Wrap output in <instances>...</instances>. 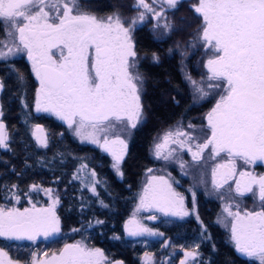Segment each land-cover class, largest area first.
<instances>
[{"label": "snow or ice", "instance_id": "obj_1", "mask_svg": "<svg viewBox=\"0 0 264 264\" xmlns=\"http://www.w3.org/2000/svg\"><path fill=\"white\" fill-rule=\"evenodd\" d=\"M161 2L176 8L179 0ZM138 3L157 19L163 18V27H172L163 11H155L145 0H138ZM46 7L53 8L54 12L46 11ZM195 11L202 17L201 38L214 52L205 65L210 74L208 80L223 83L208 85L221 88L222 94L207 115L211 136L197 145L198 151L193 152L192 157L193 160L200 159V154L209 145L214 155L226 152L228 163L217 166V169H226L223 173L226 182L229 175L235 174L234 158L239 157L247 164L264 162V0H199ZM143 18L141 14L140 19ZM0 24L5 36L12 38L11 46L6 39H0V60H6L14 51H21L22 45L32 61L40 82L36 111L54 114L69 129H74L76 135L100 145L113 156V167L119 172L127 143L119 136L111 140L104 136L101 143L97 133L106 131L113 119H126L132 128H136L142 115L140 84L137 83L141 77L129 71L134 67L130 65L129 57H135L136 53L130 28L124 26L119 14L113 12L107 18H98L84 10L79 0H0ZM54 47L60 52L59 62L50 55ZM0 89H3V83H0ZM198 90L202 95H208L203 88ZM33 135L41 147H48L44 128L36 125ZM172 135L167 133L165 141ZM175 135L185 133L177 131ZM6 139L4 124L0 123V148L6 146ZM160 147L157 145V156L161 155ZM229 165L233 166L230 168ZM91 174L95 176V172ZM216 175L214 170L213 177ZM239 175L237 192L243 195L253 190L252 185L258 186L261 205L258 211L243 213L233 212L231 206L225 208L232 217L230 238L237 253L264 264V176L256 177L248 172ZM245 177L248 179L242 185ZM216 186L222 187V183ZM44 191L51 195V189ZM91 191L95 193V187ZM57 203L59 200L54 199L49 208L33 205L23 211L0 207V237L35 241L38 236L47 239L59 233V219L54 212ZM153 208L164 215H188L183 209V197L174 192L163 177L151 178L140 197L137 211ZM125 227L132 236L162 235L135 219L129 220ZM5 255L0 250V256ZM198 255L199 252H185L186 259H196ZM104 260V253L99 248H88L78 242L66 244L59 256L54 255L44 264H103ZM181 264H186V260Z\"/></svg>", "mask_w": 264, "mask_h": 264}, {"label": "flooded vegetation", "instance_id": "obj_2", "mask_svg": "<svg viewBox=\"0 0 264 264\" xmlns=\"http://www.w3.org/2000/svg\"><path fill=\"white\" fill-rule=\"evenodd\" d=\"M79 2L84 10L90 11L98 18H107L113 12L118 13L124 26L130 28L133 50L136 55L129 57L130 65H134V67H130L129 71L134 76L141 77L142 82L137 81V83L140 84L142 115L136 128H132L126 119L120 122L125 134H130L126 140L128 152H125L122 163H125L127 157L130 156V144L145 145L147 160L143 163L146 166L141 177V184L144 174L148 171H151L152 177L153 174L155 177H163L172 190L183 197V208L186 209L188 215L182 217L164 215L154 208L150 209L152 210L150 214L137 211L142 219L147 220L141 222L139 219H135L140 225L154 232L162 233V235L155 236H147V233L136 236L129 235L125 226L129 220L133 219V216L122 217L119 227L114 226L108 217H90V213H87L88 208L97 205V202H93L94 197L97 190L103 188L98 187L97 171L83 165L76 171L78 174L76 181L79 186L75 189L77 193L74 204L80 209L79 215L76 222L70 225V220L66 221V218L62 216L66 205L62 190L60 192L54 186L41 187L32 181L23 187L12 181L16 175L20 174H13L15 165L12 164V161H8L7 155L3 154L11 148L8 141L9 132L6 131V146L0 148V207L17 208L21 211L24 208L31 209L33 205L36 208H49L52 201L58 199L59 203L56 204L54 212L59 219L60 231L47 239L42 235L38 236L35 241L7 240L0 237V250L7 254L0 256V262L16 264L17 261H20L21 264H34L38 261L39 264H44L54 255L59 256L66 244L79 242L88 248H99L105 256L103 264H181L183 260H186V264H212L211 260H208V255L220 251L221 246L228 248L234 257L257 264L255 259L244 257L236 252L234 242L230 238L232 217L228 216L222 207L231 206L233 212L239 210L241 213L260 209L258 186L252 185L251 192H244L241 195L236 190V184L241 180L239 175L241 172H248L256 177L264 176V162L257 161L247 164L239 157L234 158L235 174L229 175L225 182L223 173L226 169H217V166L228 163L229 157L226 152H221L218 156L214 155L212 146L209 145L200 154V159L193 160L192 157V153L198 151L197 145L203 144L211 136L207 115L219 99V95L222 94L221 88H210L208 85L223 83L222 81L208 80L210 74L205 65L207 60L212 58L214 52L201 38L202 17L195 11L199 0H179L176 8H169L161 0H155V2L154 0H145V3L155 11H163L168 22H171L173 26L171 32L163 38L156 37L153 23L157 18L152 12L140 6L138 0H79ZM45 10L54 12L53 8L46 7ZM138 10H143L145 22L134 27L133 14ZM140 34H143L145 40H142ZM0 39H6L11 46L12 38L5 36L2 24H0ZM15 43L18 44L19 41L16 40ZM151 46H157L158 51L152 49ZM20 48L21 51H14L6 60L9 63L16 62L18 68L26 70L32 82L31 90L27 94L31 100L27 107L32 115L27 121L24 118L22 123L30 130L35 129L36 125L44 128L49 142L51 128L61 126L65 130L70 131V129L54 114L36 111L40 82L33 70L32 61L28 59L27 50L23 49L22 45ZM50 55L53 60L59 62L60 52L57 48H52ZM206 55H210V57H206ZM162 66L166 68L165 72L168 75L162 74L163 83H160L158 80H154V76L159 74V68ZM193 81L200 84V87H194ZM200 88H203L208 94L212 93L216 96L212 100L209 97L205 98L198 90ZM153 98H158V101H153ZM168 98L170 103H173V108L177 109H174L175 113L163 118L162 115L159 116L162 112L159 107L165 104L164 109H167ZM214 99H216L215 102H213ZM157 109L160 110L159 114H155ZM2 117L0 122L4 124L6 130L7 125L3 122ZM172 128L184 132L185 140L182 139V136L164 140V150H159L161 155L157 156L156 140L160 138L161 134L169 133ZM181 141L184 149L181 146ZM189 148L192 151H189ZM98 149L110 161H114L113 156L108 155L103 148L98 147ZM187 165L193 169L192 174L190 173L191 169L187 170ZM233 165H229V167L231 168ZM214 170L217 172L215 178L213 177ZM23 172L25 175H30L27 171ZM92 172H95V176H92ZM104 172L106 171L104 170ZM247 179L245 177L241 184L243 185ZM217 183H222V187H217ZM141 184L138 186V194L141 191ZM92 187H95V193L91 191ZM44 189H51V195ZM138 194L136 195L137 203L139 201ZM17 197L19 202H17ZM98 204L101 205L100 202ZM138 208L139 206H137ZM153 216L156 218L151 219L150 217ZM226 220H229L228 224H224ZM97 221H103V223H97ZM191 222L197 225L195 229L199 231L194 240L190 239V228L184 230L188 237H174L179 228ZM74 229L78 231H74ZM130 242L133 244L130 251L136 258L129 260ZM196 245L199 247H195ZM185 252H199L200 255L196 259L191 257L186 259ZM145 256L149 257L146 262L144 261Z\"/></svg>", "mask_w": 264, "mask_h": 264}, {"label": "trees", "instance_id": "obj_3", "mask_svg": "<svg viewBox=\"0 0 264 264\" xmlns=\"http://www.w3.org/2000/svg\"><path fill=\"white\" fill-rule=\"evenodd\" d=\"M140 35L142 40H145L143 34ZM151 47L158 51L157 46ZM15 63H9L8 60L0 61V83H3V89L0 90V107L3 113L2 120L7 125L6 131L9 132L8 141L11 145V148L3 154L7 155L8 161H12V164L15 165L13 174H20L16 175L12 181L23 187L32 181L41 187L54 186L58 191L61 192L62 190L63 199L66 203L62 216L66 218V221L67 219L70 220L69 224L72 225L71 223L76 222L80 210L74 204L77 193L75 189L79 186L76 181L78 177L76 171L81 166L86 165L87 168L97 171L96 181L98 187L103 188L97 190L94 197L93 202H97V205L89 207L87 213H90L89 216L93 218L108 217L112 220L114 226L119 227L122 217L133 216L135 212L138 186L142 182L141 177L146 166L143 163L147 160L145 145L130 144L131 153L125 163L120 166L122 170L120 177L111 167L113 161H110L100 149L94 145L79 142L71 131L65 130L61 126L50 129L48 147H41L33 139L30 128L22 123L25 119L27 121L29 117L31 118L32 115L27 107L31 103L27 94L31 90L32 82L26 70L18 68ZM165 71V67L159 68V74L154 76V80L163 83L162 74L168 75ZM170 88L173 89V87ZM163 89H161L162 92ZM168 99L166 101L168 103L167 109H164L165 104H162L159 107L162 112L159 114L160 110L157 109L155 114L162 115L164 118L175 113L176 110L174 109L176 107L173 108V103H170V99ZM154 100L158 101V98H153ZM20 119L21 121H19ZM23 171L29 172L30 175H25ZM99 202L101 205L98 204ZM196 226L192 222L185 224L179 228L174 237H188L184 230L190 228V239L192 241L199 234V231L195 229ZM132 247L133 244L130 242L128 248L129 260L136 258L134 253L130 251ZM221 248L220 251L208 255V260H211L212 264H254L234 257L232 252L225 246H221Z\"/></svg>", "mask_w": 264, "mask_h": 264}, {"label": "rangeland", "instance_id": "obj_4", "mask_svg": "<svg viewBox=\"0 0 264 264\" xmlns=\"http://www.w3.org/2000/svg\"><path fill=\"white\" fill-rule=\"evenodd\" d=\"M141 14H143L144 15V12H143V10H138V12L137 13H135V14H133V21H135V23H134V27L135 26H139L142 22H145V20H144V18L141 20L140 19V16H141ZM164 23H165V20L163 19V18H160V20H156V22L155 23H153V25L155 26V31H156V37H159V38H163L164 36H166L168 33H170L171 32V30H172V27L170 28V29H166L165 27H163V25H164ZM171 23V22H170ZM172 25V24H171ZM11 55V54H10ZM9 55V56H10ZM206 57H210V55H206ZM194 87H200V84H196L195 83V85H194ZM1 90V89H0ZM1 92V91H0ZM0 95H1V93H0ZM216 96V94H212V93H209L208 95H204V97L206 98V97H209L211 100L214 98ZM216 101V99H214L213 100V102H215ZM0 106H1V102H0ZM0 113H2L1 111H0ZM1 117H2V115H0V121H1ZM121 121H115L114 119L112 120V121H110L109 122V124L111 125L106 131H104V132H99V133H97V135L100 137V139H101V143L103 142V138H104V136H108V138L111 140V139H114L116 136H119L121 139H124L125 140V142H127L126 140H127V136H130V134H125V131H124V129H123V127H121L120 125H121V123H120ZM0 123H2V122H0ZM177 128V127H176ZM172 128L171 130H170V132L171 133H173V135L171 136L172 138H174V137H176V135H175V133L177 132V129H179V128ZM174 129H176V130H174ZM34 130L35 129H33V130H30L31 132H34ZM4 131H5V133H6V130H5V126H4ZM70 131L73 133L72 135L75 137V139L76 140H78L79 142H84V143H86V144H90V145H94V146H96L97 148L98 147H100V148H102L100 145H97V144H94V143H90L89 141H87V140H84V139H82V137L81 136H78V135H76L75 134V131H74V129H70ZM86 131H92L91 129H87ZM166 132H165V134H161V136H160V140L158 139V140H156V142H155V146H156V148H157V145H160L161 147H160V149L159 150H164L163 148H164V145H165V143H164V138H165V136H166ZM6 135H7V133H6ZM33 137V139H35V142H37V140H36V138H35V136L33 135L32 136ZM170 138V137H169ZM182 139L183 140H185V136L183 135L182 136ZM183 147V149H184V145L182 146ZM3 148V147H2ZM167 148H169L168 146H167ZM166 148V149H167ZM128 152V146H127V150H126V153ZM173 154H174V152H172ZM107 154L108 155H111L109 152H107ZM112 156V155H111ZM123 160H124V158L122 159V161L120 162V165H122L123 163ZM185 162V161H184ZM114 163H115V161H113V165H114ZM180 164V163H179ZM113 165H111V167H112V169H114L116 172H117V170H116V168H114L113 167ZM120 165H119V172H117V175L120 177L121 175H122V170L120 169ZM188 167H186L187 168V170L188 169H191L190 168V166L189 165H187ZM191 172V174H192V172H193V169H191L190 170ZM162 173H164L163 171H162ZM153 176H154V174H153ZM151 178H152V176H151V171H148V172H146V174H144V176H143V183L141 184V186H140V189H141V191H140V194H138V203H137V205L135 206V208H134V214H133V219H139V221H143V222H145V221H147V220H144V219H142V217H141V215L140 214H138L137 213V206H140V197H141V195L143 194V191H144V189L148 186V184H149V182L151 181ZM225 208H227V206H224V207H222V210L224 211V212H226L225 211ZM185 211H186V209L185 208H183ZM222 210H221V212H222ZM151 211L152 210H142V209H140L139 210V212H142V213H151ZM227 213V212H226ZM223 217H224V215H222ZM175 217H178V216H175ZM180 217V216H179ZM229 223V220H226V221H224V224H228ZM147 236H150L149 234L147 235ZM149 257L148 256H145V258H144V261L146 262V261H148L149 259H148ZM255 262H257V264H259V261L258 260H256Z\"/></svg>", "mask_w": 264, "mask_h": 264}]
</instances>
